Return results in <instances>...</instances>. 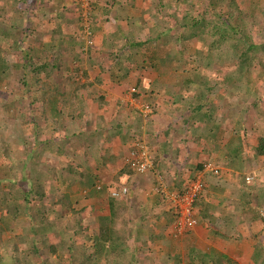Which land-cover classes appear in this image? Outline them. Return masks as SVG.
<instances>
[{"label":"trees","instance_id":"trees-1","mask_svg":"<svg viewBox=\"0 0 264 264\" xmlns=\"http://www.w3.org/2000/svg\"><path fill=\"white\" fill-rule=\"evenodd\" d=\"M55 1L56 5L61 6L62 12L67 9L62 5L67 0ZM78 1L80 2V0ZM78 1L76 5L79 3ZM212 1L181 0L183 5L192 4V8L197 14H187L180 18L177 9H169L167 12L170 16H167V19H160V25L164 28L163 31L158 32L157 28L150 30L147 27L151 32L143 38L138 30L134 35L125 37V46L119 54L111 56L114 62L122 56V58L129 59L131 63L135 62L144 69L147 62V50L154 46L157 41H162L165 35L169 36L176 47H180L181 52L185 50L190 40L200 39L204 42L200 65L190 67V70L174 77V86L170 84L169 86L170 88H178H175L177 91L171 97V102H166L165 104L167 105L160 108L161 113L158 114L156 110L153 111L151 119L147 116V121L151 120L152 122L146 126L143 124L145 114L136 108L131 110V112L126 110L128 114L119 111L113 119L107 118V115L102 114V109L99 108L100 104L103 102L108 103V98L105 96L106 94H98L96 86L101 82V79H91L90 73L85 67L80 69L81 67L72 66V70L68 69L66 72H59L58 70L61 68L58 67V74H56L53 69L50 71L46 68L50 66H44L45 72L41 71L43 67L30 64L28 59L27 63L20 67L26 75H31L29 82L25 81L24 85L29 83L27 91L30 94L32 92L35 94L30 102L29 111L37 110L40 113L38 116L42 117L43 115V118H39L36 121V118L32 117V122H28L25 119L27 117L26 113H21L19 106L14 103H4L3 108L5 109L2 108L3 117L0 119V136L8 130H12L16 136L22 131L33 133L31 134L32 138L36 140L38 146L48 144V140L53 139L59 143L58 151H62L64 150L63 144L68 141H71L72 145H75L78 141L87 142L83 133V123L85 124L87 116L92 112H96L100 117L98 116L99 119L97 120L95 131L102 134L104 129L109 128V133L115 136H128L134 143L139 140L146 141L145 136L150 130L153 131L155 137H159V132L163 131L158 128L161 127L164 115L168 114V118L173 123L171 125L173 129L168 131V129L164 128V132L169 136L170 132L178 130V132L183 133L181 135H183L184 139L191 138L198 146L200 145V151L196 152V157H193L195 161H198L202 155H206L212 162L214 158L216 159V157L219 158L220 156L222 159L245 161L250 167V163L254 159L258 157L264 158V130L254 131V136L259 141L257 148L252 152L254 159L253 156L243 158L242 150L237 147L236 141L240 140L243 142V139H245L244 135L248 133V130L242 127L245 121L239 119L240 116L236 113H231L230 109H227L228 112L224 113L221 110V105L223 109L224 100L227 102L230 100V103H233L240 96L241 91L244 90L247 83L245 81L244 83L241 82L242 69L248 71L256 70L258 69L256 66H259L264 61V0H224V5L212 4ZM101 3L103 2L96 0L91 5L89 4L90 9L85 16L88 24L87 29L81 28L79 23L84 16H80L78 22L75 18L76 30L80 27L82 31L81 34H78L80 43L77 44L75 42V44L61 46L57 57H70L75 62L77 61L79 65L82 64L83 49L85 48L86 53L89 55V64L96 66L99 64L102 72L107 73L106 61L97 60L91 55L92 53L96 55L106 53L113 42L112 34H103L101 45H96V39L99 35L98 31L104 27L103 23H110L112 20L108 16V9L102 8L100 6ZM44 11L47 13L45 16L50 15L48 9H44ZM152 11L155 13L154 7L150 10V14ZM26 13L27 10L24 11V14ZM146 17L144 16L143 19L145 20ZM104 18L105 22L103 21ZM14 24L17 25L16 23ZM8 25H12V20ZM209 26L213 27L211 33L207 32ZM18 29L19 26H16L12 34L20 35L17 32ZM172 30H179L182 33L179 32V35L176 33L171 34ZM256 35L262 40L260 43L259 41L256 42ZM7 36H10V34H7ZM241 41L249 43L242 52H239L241 44L238 47L237 42ZM227 43L236 45L238 48L236 47L234 52L228 53L227 49L224 50V45ZM9 45V43H6L4 46L0 43V67L4 69L7 67L8 57L10 58L9 50L11 48L23 49L20 46L10 47ZM235 51L236 54H234ZM225 52L227 55L232 54L233 58L239 57L237 69L226 72L219 70L223 65L222 62L230 57L219 59V56L222 57ZM111 58L109 57L108 59ZM161 61H157L156 64ZM156 64H152L155 69H157ZM214 65H216L215 68H213ZM262 65V72L264 73V64L262 63ZM52 68H55L54 65H52ZM119 68L122 69L120 65ZM79 70L82 71L81 76ZM159 70L161 71V69ZM238 71L240 72L238 73ZM37 75L38 80L36 79ZM6 77L5 74H0V91L2 86H6L3 83ZM82 78H84L83 81ZM237 80L240 82L237 83ZM34 83H37L36 87H34ZM55 84H60L63 89L60 91L52 90ZM170 88L167 86L168 92L171 91ZM133 89L134 95L140 94L136 88ZM83 90L87 92V96L82 93ZM219 90H223L224 94H220ZM258 105H260V102H256V107ZM155 106L156 104L153 105V108ZM155 116L157 118L159 116L162 119H156ZM173 118H176V120L173 121ZM224 119H227L226 125L221 121H224ZM63 130H68L69 134L65 135L64 133L58 138L54 137L55 133ZM74 135L75 139L73 140L72 138H67V136L73 137ZM232 136L234 137L230 141ZM64 138H67V140H64ZM101 139L102 137L100 136ZM91 143L89 142L88 144ZM12 146L8 143L4 144V157L6 159H8L6 154H10L9 158L13 156ZM151 158L154 160V154L152 153ZM41 161V157H33V154H30L29 157L27 156L24 161L18 157L15 160H9L10 171L16 181L10 183L9 188L5 189L3 182L0 180V264H4L3 262L7 257H10L14 264H116V258L121 264H132V262L139 264V260L135 256L136 251L131 249V235H127L128 222L125 218L120 220L116 198L110 197L111 216L99 218L97 225L99 233L97 235L89 234L91 226L88 224V220L91 218L92 213L87 212L86 209L77 210L73 208L75 197H72L66 191L68 190L66 188L72 187L76 180L85 176L83 172L69 169V172L64 175L68 182H63L64 184L61 188L66 190H61L63 195L56 200L58 205L66 204L72 208L71 214L55 216L56 218L53 219H51L52 215L49 214L45 217L47 214H44V211L48 204H45L44 199H42L43 193L51 188L53 179H55L54 182L58 183L59 180L57 179L60 178L56 176V173L53 174L48 169L39 168L38 165H43ZM216 161L214 162L216 163ZM207 162L212 164L211 161ZM29 164L38 169L41 178L45 180L43 184L34 185L33 188L29 187L28 184H23L27 188L20 185L21 181L27 180L28 175L25 171H27ZM197 164L199 163L197 162ZM260 174L264 178V171ZM84 178L88 184L90 181L94 192L104 190L99 188L100 184L95 185L90 176L87 175ZM251 185V183H245L248 193L251 196L256 193L257 197L262 199L264 197V186L262 188ZM40 201L44 202V206L41 203L43 207L40 208L37 214L32 215L33 212L30 206ZM28 216L32 225L30 230L37 235L35 239L28 236L29 227L25 225ZM261 219L264 221V218ZM55 220L57 223L54 222L53 224ZM63 222L65 223L64 227ZM49 223L52 224L48 225ZM56 231H60L62 237L57 242L51 241L49 235ZM31 255L40 256V262L27 260ZM223 260V264H238L226 256H223Z\"/></svg>","mask_w":264,"mask_h":264},{"label":"rangeland","instance_id":"rangeland-1","mask_svg":"<svg viewBox=\"0 0 264 264\" xmlns=\"http://www.w3.org/2000/svg\"><path fill=\"white\" fill-rule=\"evenodd\" d=\"M69 4L64 5L67 9L63 11L62 15L64 14L67 16L66 12H69L73 15H75L76 21L78 22V18L80 16H83L84 13L89 12L91 3H94L96 0H87L85 2H80L78 0H68ZM77 1L79 2L77 5ZM100 2H103L100 4L102 8L108 9V16L112 19L110 23H106L105 18L103 21L104 27H102V35L104 34H112V45L109 51L106 53H100L98 55L92 53L91 55L95 57V59L100 61H106V67H107V73L102 72V68L99 66V64L96 65H90L88 62V53H86L85 48L84 55H82V64L75 62L70 57L69 58H61L57 57V54L60 50L61 46L68 45L73 40L75 42L80 43L78 41L79 35L81 34L80 27L77 30L72 29V34L70 35V38L67 40L65 38V41L63 40L62 43L58 46L56 41L61 40L62 38H59L57 35L52 36H46L47 42H43L40 40L31 39L33 44L40 45V47H26L23 49H15L11 48L9 50L10 58L8 57L7 60V67L1 68L0 67V74H5L7 77L3 80V83L6 84V86H2V89L0 91V119L3 117V106L4 103H14L16 106L20 107L21 113H26L27 117H25L26 121L32 122V117L36 118V121L39 120V118H43L41 116H38L39 111H29V105L31 100L34 98V93L31 94L27 91L29 89L28 85H24L25 81L29 82L31 75H26L24 73V70L20 66L27 63V60L29 59V63L33 64L34 66L43 67L41 71L45 72V67L48 66L46 62L50 65L54 62H57L56 68L60 67L58 71L66 72L68 69L72 70V66L81 67L80 69H83L84 67L89 71L90 78L95 80L97 78L101 79V82H99L96 86L98 90V94H106L105 96L110 97V91L111 96L113 97L112 100H108L106 102L101 103L100 109H102V114L107 115V118H114L117 113V109L119 111L127 113L126 110H134L136 105L141 104L144 106L149 105L152 109V112L156 110V112L159 114L161 113V109L166 102L172 100L171 97H173L174 92L177 90L173 87L170 88L169 84L174 86V77L186 72L187 70H190V67H196L199 66V62L201 61V54L204 51V42L200 39H194L190 40L187 44V47L183 52L180 51V47H176L175 43L170 40L168 35H165L162 41H157L154 46L149 48L147 50V62L145 65V68L142 69L137 65V63H131L129 59L119 58L116 62L111 58V56L119 54L123 47L125 46V37L126 36H132L135 34L136 31L139 30V33L143 38L146 37V35L151 32V29L157 28L158 32L163 31V27L160 25V19L168 18L167 16H170L167 12L169 9H177L180 14V18L184 17L185 15H193L197 14L194 11V8H192V4H185L181 3V0H98ZM183 1V0H182ZM17 2V3H16ZM212 4H222L224 5V0H213L211 2ZM32 6H36L34 4V0H0V29L3 28V25L9 24L11 19L13 23L21 24L24 21H26V16L29 13L24 14L25 10L31 9ZM154 7L155 13L152 11L150 14V10ZM110 10V11H109ZM29 12V11H28ZM82 14V15H81ZM15 15V16H14ZM260 15V13H259ZM144 16H147L144 20ZM56 18V17H54ZM82 20V21H81ZM55 20L52 19L49 21V23H54ZM70 21V20H69ZM71 26H73L72 21ZM175 23L174 21H172ZM12 23V25H13ZM36 23L35 21H31L32 26H34ZM81 28H85V25L87 24V21L83 18L80 19ZM12 25H9L8 30H12ZM160 25V26H159ZM70 26V25H69ZM37 27L40 28H46L45 25L37 24ZM147 27L150 29H147ZM23 31L25 30V25L22 26ZM73 28V27H72ZM179 29V28H177ZM213 27L209 26L207 29V32L211 33ZM55 33L59 34V31L57 28L53 29ZM156 30V29H155ZM179 32L182 33L179 30H172L170 32L171 34L176 33L179 35ZM150 34V33H149ZM101 34L98 35V38L100 40L103 38ZM25 36V32L19 35V38ZM62 37V35H59ZM102 36V37H101ZM28 37V36H27ZM32 37V36H29ZM52 40V42H49ZM259 41V43L262 41L257 35H256V42ZM249 43V42H248ZM248 43H245L244 41L237 42L238 47H240L239 44H241V48L238 50L239 52H242ZM31 46H33L30 43ZM10 46V45H9ZM183 46V44H182ZM45 47V48H43ZM236 45H231L230 43H227L224 45V50L227 49L229 52H234L236 49ZM237 47V48H238ZM30 49V50H29ZM95 52V50L93 49ZM236 54V51L235 53ZM12 56V57H11ZM72 56V55H70ZM227 56H230L227 60L222 62V66L219 69L220 71H229V70H235L238 68L237 63L239 61V57L236 56L233 58L232 54H228L225 52L222 57L219 56V59H223ZM111 59H108V58ZM107 58V60H106ZM74 59V58H73ZM169 59V60H168ZM111 60V61H109ZM162 60L160 63L156 64L157 61ZM80 63V62H79ZM264 64V61L262 62ZM262 63L259 66H256L258 69L253 71H248L246 69H242L243 75L241 78V82L244 83V81L247 83L244 90L241 91L240 96L233 101V103H230V100L228 102L224 100L223 102V109L221 105V110L225 112H228L227 109L231 110V113H236L238 116H240L239 119H243L245 122L243 123V128L248 130V133L244 135L243 142L242 141H236L237 147H239L242 150L243 158L246 157H252L253 151L255 148H257V145L259 143L258 138L254 136V131L258 132V130H264V73L262 72ZM152 64H156L157 69L153 68ZM199 64V65H198ZM78 65V66H77ZM119 65L122 67V69L119 68ZM17 66V67H16ZM71 66V67H70ZM216 65H214L213 68H215ZM50 71L53 69V71L57 73V69L52 67H46ZM161 69V71L159 70ZM10 71V72H9ZM80 76L82 75V71L79 70ZM240 71H238L239 73ZM219 73V72H217ZM220 74V73H219ZM26 75V77H24ZM120 77V78H118ZM241 77V76H240ZM38 80V75L36 77ZM35 79V81H36ZM84 78H82L83 81ZM51 82H53L51 80ZM240 81L237 80V83ZM37 83H34V87H36ZM167 86L170 88V92L167 91ZM136 88L139 91V95H134V89ZM62 86L60 84H55L54 89L55 91L62 90ZM185 92V91H184ZM82 93L87 96V92L85 90L82 91ZM220 94H224L223 90H219ZM97 94V95H98ZM96 95V94H93ZM228 97V96H227ZM137 99V100H136ZM118 100V101H117ZM260 100V101H259ZM241 102V104H240ZM256 102H260V105L256 107ZM117 103L116 107H113V104ZM156 106L153 108V105ZM170 104V103H169ZM222 104V102H221ZM228 105V106H227ZM5 109V108H3ZM140 110V109H138ZM99 112V111H98ZM128 114V113H127ZM126 114V116H127ZM221 114V113H220ZM225 115V114H224ZM99 115L96 112H92L89 116L86 118L85 124L83 123V129H84V136L86 139V143L78 141L75 143V145L71 144V141H68L67 143L63 144L62 151H58V142L51 139L48 140V144H45L43 146H38L36 144V140L32 138L33 133L28 132H19L16 136L12 130L6 131L3 135L0 136V141L6 142L10 145H13L11 148V151L13 153L12 157L10 154H6L7 158L11 160H15L17 157L22 159H26V157L30 156V154H33V157H41V162L43 163L42 166L38 165L39 168L42 169H48L53 174L56 173V176L60 179L58 183L51 181V188L48 189L46 192L43 193V198L45 201V204H48V207L45 209V215L48 216L52 215V218L59 217V215L64 214V208H61L56 203L57 197L63 195L61 188L63 187L64 175L69 172V169L73 170L75 169V162L78 160L80 163L86 164V169L91 170L90 166L91 163L89 161V156H83L77 157L76 155L81 152H95L98 153V151H107L109 148L112 151V148L115 147L112 142H102V140L97 139L95 141L94 138H90L89 136H94V132L97 128V120L99 119ZM147 116L151 119V113L145 114V121L143 124L145 126L152 122L147 121ZM157 116H155L156 118ZM161 117L158 116L157 119ZM154 119V118H152ZM162 119V118H161ZM42 120V119H41ZM168 114H165L163 117V122L165 121L168 123ZM173 121L176 120V118L172 119ZM224 122V124L227 122V119L221 120ZM158 129L162 128V131L164 132V128L166 129L165 122L164 125H162ZM226 125V124H225ZM165 126V127H164ZM30 128V127H29ZM157 128V127H156ZM106 129L103 130V132ZM67 135L69 134L68 130H63L59 133H55L54 137L58 138L60 135ZM165 133V132H164ZM72 135V134H71ZM166 135V133H165ZM162 134L159 135L161 137ZM234 136L231 137L230 141L232 140ZM67 138L75 139V135L67 136ZM67 138L64 140H67ZM153 138H156L154 134H148L145 136L146 142L149 141L150 145L151 143H154ZM112 141V139H110ZM0 142V180L3 182V186L5 189H8L10 186V183L13 181H16L14 176L12 175L10 171V162L8 159L4 157V144ZM89 142H92L91 144H88ZM102 143L106 147L102 146ZM109 144V145H108ZM131 146V147H130ZM128 147V156L132 150V145ZM119 153V150H117ZM110 153V152H108ZM99 154V153H98ZM219 154V153H216ZM15 155V157H14ZM193 153L188 157L186 160L183 159L182 162H189L192 159ZM218 156V155H217ZM40 159V158H39ZM217 161L212 162V167L219 170V174L215 175L214 172L206 170V165L209 163L207 161L200 162L197 164V166L193 169L197 174L201 173L203 174V181L205 184L204 191L202 192L201 196L198 198L196 205H195V212L202 197L208 200L209 198H204V194L206 189L208 190V181L212 177H218L219 179H223L224 176L233 177V180L235 181L234 184L236 185V190L233 191L232 194H230L229 201L234 204H238L235 207L239 208L241 204L243 203L245 206H242L238 209V211L241 213V217L239 215H236L238 219H241L245 222L242 223V227H248L249 229H252L254 232L253 235H255V239L257 242L256 250L257 255L255 256V259L253 263L250 264H263L264 261V222H262L261 218H264V197L262 199H259L260 197H257V194L250 195L248 193V189L245 186L247 176H254V179L251 182V186H258L262 187L264 186V178L261 177L262 171H264V158L258 157L256 159H253L254 161L250 163V167L248 166V163L245 161L240 160H233L224 158L222 159L220 156L219 158L216 157ZM38 160V159H37ZM18 161V159H17ZM128 162V159H127ZM109 162L103 161L101 159L100 163L97 164V166L93 167L94 169L91 170V172L96 177L102 176H111L114 171H107V169L104 170L105 166L108 165ZM117 162L114 161V164ZM22 164V163H21ZM128 164V163H127ZM117 165V164H116ZM186 165V164H182ZM22 166V165H21ZM119 168V166H117ZM116 167V168H117ZM21 168V167H20ZM85 169V168H84ZM27 180L21 181L20 185L25 186L23 184H28L29 187L33 188L34 185H40L45 182L44 179L41 178L40 173L38 172L37 168L32 167L31 164L28 165L27 171ZM54 178H56L54 176ZM62 180V181H61ZM156 180L158 179V176H156ZM164 180V179H163ZM165 182V181H164ZM166 183V182H165ZM248 183V182H247ZM113 184V183H111ZM158 184V183H157ZM155 184L154 186H157ZM79 184H75V186ZM153 186V191L154 187ZM112 187V186H111ZM243 187V188H242ZM27 188V186H25ZM68 189V190H66ZM66 190L69 192V194L72 197H77L79 195L80 188L77 187H67ZM73 190L75 192H73ZM207 194V193H206ZM41 203L44 206V202L40 201L35 204H32L30 206L31 211L33 212L32 215L37 214L40 210ZM227 206V205H226ZM118 209H120V204L117 205ZM50 211V212H49ZM54 212V213H53ZM194 212V213H195ZM196 214V213H195ZM198 215V212H197ZM56 216V217H55ZM199 216V215H198ZM226 218V217H225ZM28 219V220H27ZM25 225L29 227L28 236L30 238H36V234L31 231L32 225L29 216L27 217ZM58 219V218H57ZM61 221V220H59ZM21 222V221H20ZM57 223V221H53V224ZM34 223V222H33ZM259 223V226H256L255 224ZM263 223V225H262ZM52 223H49L48 225H51ZM65 226V223L63 222V227ZM250 226V227H249ZM129 236V233H127ZM62 237V234L60 231H56L55 233H52L49 235V239L51 241H59ZM135 237V236H134ZM138 237H135L134 239H130V245L132 251L135 252V256L137 257V260H139V264H157L155 261V256H152V246L149 243H145L142 239L138 240ZM259 256V258H257ZM167 259V258H165ZM27 260H32L37 262H40L41 257L38 255H31L30 258H27ZM4 264H14L13 260L10 257H7L6 260L3 262ZM67 264V263H64ZM116 264H121L118 262V258H116ZM132 264H135L132 262ZM159 264V263H158Z\"/></svg>","mask_w":264,"mask_h":264},{"label":"crops","instance_id":"crops-1","mask_svg":"<svg viewBox=\"0 0 264 264\" xmlns=\"http://www.w3.org/2000/svg\"><path fill=\"white\" fill-rule=\"evenodd\" d=\"M34 4L36 6H32L31 9L27 10L29 14L26 16V21L18 25H15L12 21L11 31L8 30V24L3 25V28L0 29L1 44L5 46L6 43H9L10 47L34 48L36 46L40 47V45L33 44L31 39L37 38V40L47 42V35H57L59 38H62L56 41L59 46L63 40L65 41V38L67 40L70 38L72 29L76 30L75 15L69 12H66L67 16L62 15V8L56 5L55 0H34ZM68 4L69 1L67 0L64 5ZM44 9H48L50 15L45 16L47 13ZM52 17L55 20V25L54 23H49ZM69 20L72 21L73 26H71ZM31 21L36 22L34 26H32ZM23 24L25 25L24 31L22 28ZM37 24L45 25L47 29L37 27ZM16 26H19L17 32L20 34L25 32V36L19 38V35L12 34ZM55 28H57L59 34L55 33L53 30ZM103 28L104 30L106 29V27ZM98 32L102 35V29ZM7 34H10V36H7ZM59 35H62V37ZM49 42H52V40ZM73 42L68 45L75 44L74 40ZM101 42L102 39H96V45H101ZM111 92L109 93L110 97H108V100L113 99ZM116 105L117 103H114L113 107H116ZM118 112L119 110L117 109L115 113ZM164 122L162 125H164ZM171 122V120H168V123L165 122L168 131L169 129H173L171 128V125H173ZM93 132L95 137L91 135L90 137L94 138L95 141L100 139L101 136L102 142H112L115 147H110L112 151L109 148L107 151H98L99 154L95 152H81L76 155V158L82 157V155L89 156V161L92 165L90 166L91 170L103 159V161L109 162V166H105L104 170L107 169L109 172L114 171L111 176L96 177L91 170L86 169V164L80 163L78 160L75 162L76 172L80 171L85 173V176H90L95 185H104V192H94L90 181L88 184L84 178L85 176L80 177V175V179L76 180L72 185V187L80 188L79 195L75 197L73 202V208L77 210L86 209L87 212L92 213L91 218L88 220V224L91 226L90 235H97L99 233L97 225L100 217L111 216V200L107 188L109 190V188L125 184L130 189V195L128 200H117L116 202L117 205L123 206L119 209L120 220L125 218L128 222V233L132 239L138 237V240L142 239L145 243H149L152 246L151 255L155 256L157 264H223V256L231 258L238 264L253 263L257 255V242L252 229L246 226L242 227V223L245 221L238 219L236 216L239 215L241 217L238 209L245 205L239 203L241 206L237 208L235 206L238 204L234 206L229 201L231 199L230 194L236 190L237 185L234 184L235 181L230 175H228L229 177L224 176L223 179H219L216 176L210 178L208 190L206 189L204 194V198L208 197L209 199H206L205 202V199L202 197L196 209L199 215L196 212L199 224L195 230L184 236H178L177 238L174 236L176 225L175 211L171 206L169 198L154 192L153 186L159 183L156 180V176H162L169 190L181 192L197 176V173L193 170L197 166V162H212L206 155H202L198 161L193 159L197 155L196 152L200 151V145L198 146L194 140L191 138L184 139L183 135H181L183 133L178 132V130L170 132L169 136L165 135L164 132H159L162 136L157 137V140L153 138L154 143L150 145L148 141L155 160L154 162L152 159L154 164L152 171L145 174H137L127 164L128 150L131 147L130 145H133L132 140L128 136H115L109 133V128H106L102 134L97 131ZM147 133L154 134L151 130ZM102 146L106 147L104 143H102ZM117 150H119V153ZM192 153L193 156L189 162H182L184 158L187 160ZM216 160L214 158L213 162ZM114 161L117 162V165L114 164ZM64 179H66L64 181L67 183V178L64 177ZM75 184H79V186H75ZM73 192L75 191L73 190ZM58 206L64 208V215L71 214L72 208L68 205L63 204ZM262 222L264 221L262 220ZM255 225L259 226V223Z\"/></svg>","mask_w":264,"mask_h":264},{"label":"built area","instance_id":"built-area-1","mask_svg":"<svg viewBox=\"0 0 264 264\" xmlns=\"http://www.w3.org/2000/svg\"><path fill=\"white\" fill-rule=\"evenodd\" d=\"M85 2L87 0H81ZM86 6V5H85ZM87 13H84V19ZM86 20V19H85ZM88 24L85 25L87 29ZM88 32V30H87ZM144 114L152 113L149 105H136ZM132 150L128 156V164L130 168L137 174L148 173L154 166L151 158V147L146 141H136L132 146ZM206 170L219 174V170L212 167L211 164L206 165ZM158 185L154 188V192L160 193L169 198L173 210L176 214L175 235L180 237L185 233L192 231L198 225V220L195 216V205L198 198L204 191L205 184L203 181V174L198 173L197 176L187 185L183 191H171L168 185L164 182L162 176H158ZM254 176H247V182L251 183ZM100 188V187H99ZM111 195L117 199L125 200L129 195V188L127 186H119L117 189L111 191Z\"/></svg>","mask_w":264,"mask_h":264},{"label":"clouds","instance_id":"clouds-1","mask_svg":"<svg viewBox=\"0 0 264 264\" xmlns=\"http://www.w3.org/2000/svg\"><path fill=\"white\" fill-rule=\"evenodd\" d=\"M15 16V15H14ZM46 64H48L47 62H46ZM52 65H54V67H55V69H57L56 68V65H57V62H54V63H52V64H50V65H48V66H50V67H52ZM135 144V142L133 143V145ZM132 145V146H133ZM128 163V162H127ZM129 165V164H128ZM130 166V165H129ZM134 172V171H133ZM150 172V171H149ZM216 175H218V174H216ZM246 182H247V180H246ZM158 185V184H157ZM119 186H127V185H125V184H120V185H118L117 187H115V188H109V190H108V193H109V195H110V197H113L112 195H111V191L113 190V189H117V188H119ZM99 187H100V189H104V185H102V184H100L99 185ZM128 187V186H127ZM129 188V187H128ZM129 195H130V189H129ZM129 195H128V198H129ZM113 198H115V197H113ZM128 198L127 199H125V200H128ZM168 198V197H167ZM117 199V198H116ZM117 200H120V199H117ZM125 200H121V201H125ZM172 206V205H171ZM196 213V212H195ZM195 216H196V218H197V220H198V217H197V215L195 214ZM177 217V216H176ZM177 219V218H176ZM198 224H199V221H198ZM197 227V226H196ZM195 230V229H194ZM193 231V230H192ZM192 231H189V232H187V233H190V232H192ZM187 233H185L184 235H186ZM184 235H182V236H184ZM174 236H175V238H177L176 237V235H175V228H174Z\"/></svg>","mask_w":264,"mask_h":264}]
</instances>
